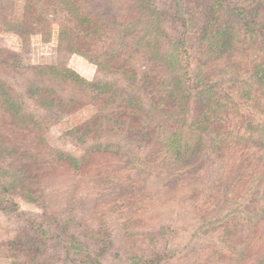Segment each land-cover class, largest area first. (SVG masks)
<instances>
[{"label":"rangeland","instance_id":"1","mask_svg":"<svg viewBox=\"0 0 264 264\" xmlns=\"http://www.w3.org/2000/svg\"><path fill=\"white\" fill-rule=\"evenodd\" d=\"M88 257L264 264V0H0V264Z\"/></svg>","mask_w":264,"mask_h":264},{"label":"trees","instance_id":"2","mask_svg":"<svg viewBox=\"0 0 264 264\" xmlns=\"http://www.w3.org/2000/svg\"><path fill=\"white\" fill-rule=\"evenodd\" d=\"M175 9H177L178 11L180 10L178 8H175ZM67 10H68V12L73 14V16L75 15L73 13V11H70V9H67ZM174 14H175V17H177L178 13L176 11H175V13H173V15ZM225 14H226L227 19L229 21H226V22L224 21V23H220V27L218 29H216L215 31H212V33H211V35L209 37V42L211 44V46H210L211 47V53H214L218 47L220 49L221 48H225V47L227 49L230 48V41L229 40L231 38L230 37L231 33H236V30L234 29V26L230 25V24H232V22H234V20L238 21V19H237L238 18V14H236L233 10H228V11H226ZM74 17L76 19H78L76 16H74ZM175 17H174V20L179 22V20L177 18H175ZM181 25L183 26L184 32L189 27V25L186 24V21L181 22ZM73 52H75V50H73ZM68 74H69L70 77L74 78V75L72 73L68 72ZM181 77L182 76H180V78ZM80 80L81 79H79V81ZM200 84H203V83L201 82ZM85 85H87L88 87H91L92 89L100 90V86L97 85L96 83L85 82ZM101 88H103V86ZM179 90H180L179 92L177 91V93L180 94L179 99H180L181 102L184 103L183 106L186 107L187 104L189 105V103H190L189 99L187 98V93H186L185 90L183 91L182 88H180ZM101 92H103V90H101ZM203 93L204 94H209V90H206V89L203 88ZM197 96L198 95H196V97ZM9 104L10 105H9V108L7 109V113L8 114H12L11 117L14 118L15 120H18L19 119V116H18L19 111H18V109L15 107L14 103H9ZM203 104L206 106V108L202 109L201 116L199 118L200 119L199 122H200L201 125H204L205 123L207 124L209 122V119H210L209 116L207 115L206 111H205L208 106L211 107L210 94L208 95V97L206 99L205 98L203 99ZM53 108H54V105H50V108L48 110L51 111V109H53ZM49 111H47V112L50 113ZM201 130H204V129H201ZM205 130H206V128H205ZM205 130H204V132H207ZM200 144H202V143H200ZM166 146H167V148H169V146H171V148H173L175 146V148H177V150H180V147H178L179 146V142L177 143L176 140L168 141V143H166ZM186 146H187V149H185V154L189 156V158H188L189 160L188 161L191 162L192 158L195 157L194 156L195 152L193 151L194 148H193V146H189L188 144H186ZM176 155L178 156V159L181 160L180 153L178 151L176 152ZM180 160H179V162H180ZM3 189H4V191H6V188L3 187ZM88 258H89L88 260L91 261L92 264L96 263L90 257H88ZM81 260L86 262L85 258H82Z\"/></svg>","mask_w":264,"mask_h":264}]
</instances>
